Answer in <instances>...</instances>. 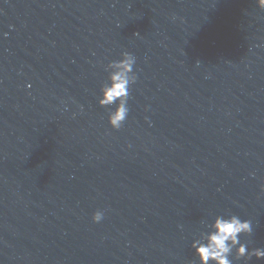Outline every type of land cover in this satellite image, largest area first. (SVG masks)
Here are the masks:
<instances>
[{
  "label": "water",
  "instance_id": "95a60500",
  "mask_svg": "<svg viewBox=\"0 0 264 264\" xmlns=\"http://www.w3.org/2000/svg\"><path fill=\"white\" fill-rule=\"evenodd\" d=\"M124 51L114 129L97 98ZM262 180L256 0H0V264H199L202 221L230 214L264 247Z\"/></svg>",
  "mask_w": 264,
  "mask_h": 264
},
{
  "label": "clouds",
  "instance_id": "9594fccd",
  "mask_svg": "<svg viewBox=\"0 0 264 264\" xmlns=\"http://www.w3.org/2000/svg\"><path fill=\"white\" fill-rule=\"evenodd\" d=\"M256 4L264 9V0H256ZM135 63L136 57L124 51L120 59L110 61L105 66L108 78L101 85L97 102L105 107L115 105L114 109L108 113V123L114 129L122 127L129 113L130 86L137 80V74L133 70ZM80 107L83 109L82 105ZM145 119L147 120L148 117ZM260 190L264 193V180L260 183ZM103 216V211L96 210L92 214V220L98 223ZM202 223L206 230L201 231L199 236L191 242V247L199 258V264H234V260L240 261L241 259L247 264L253 256L257 259H264V247L249 248L240 240L241 234L251 235L253 233L250 219H241L236 214L216 215L211 222L202 221Z\"/></svg>",
  "mask_w": 264,
  "mask_h": 264
}]
</instances>
